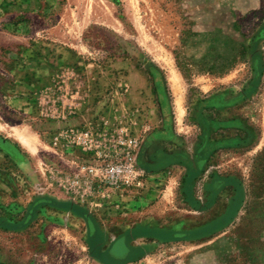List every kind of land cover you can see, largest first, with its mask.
I'll list each match as a JSON object with an SVG mask.
<instances>
[{"label":"rangeland","instance_id":"obj_1","mask_svg":"<svg viewBox=\"0 0 264 264\" xmlns=\"http://www.w3.org/2000/svg\"><path fill=\"white\" fill-rule=\"evenodd\" d=\"M263 31L264 0H2L0 264H104L122 235L125 264H264ZM105 123L142 141L141 183L81 203L58 172L89 157L60 145ZM37 198L98 234L46 204L28 219Z\"/></svg>","mask_w":264,"mask_h":264},{"label":"built area","instance_id":"obj_2","mask_svg":"<svg viewBox=\"0 0 264 264\" xmlns=\"http://www.w3.org/2000/svg\"><path fill=\"white\" fill-rule=\"evenodd\" d=\"M65 136L59 144L62 149H77L89 159L74 162L69 172H58L57 183L64 194L97 205L94 197L101 188L113 191L141 183L136 159L142 141L127 127L111 129L105 123L101 129L81 127Z\"/></svg>","mask_w":264,"mask_h":264},{"label":"trees","instance_id":"obj_3","mask_svg":"<svg viewBox=\"0 0 264 264\" xmlns=\"http://www.w3.org/2000/svg\"><path fill=\"white\" fill-rule=\"evenodd\" d=\"M113 2H115L116 4L118 3L119 0H112ZM264 38V31L261 32L260 34V38L259 40L263 39ZM252 58H253V64H254V69L256 71V76H260L259 75V58L257 57L256 54L252 55ZM207 131L205 130V128H203V137L205 139H207ZM10 141L8 139H4L2 137H0V147L5 150L3 148L4 147H7L10 145L9 144ZM12 151V150H11ZM13 152V151H12ZM13 154V153H12ZM176 161V160H174ZM202 159H198L196 158V163H197V167H201L202 165ZM222 181L221 180H216L215 183L212 184V189L213 190H217L216 188H218L220 186V183ZM39 204H46V205H49V206H54V207H57V208H60V209H68V210H72L74 211L75 213L79 214L80 216H82L84 218V220L86 221V224L89 228V235L90 237L92 236H95L98 234V229L94 223V221H92V218H90V214H88L87 212H84L82 210H78L76 209L75 207H73L72 204L70 203H66V202H59V201H56L52 198H37L35 201H34V204L32 206V208L30 209V212H29V215H28V219H31L32 215H33V208L35 206H38ZM128 249V253L125 257H120V256H113L110 252V249H107L106 251L102 252L101 254H99L97 256V258H99L100 261H102L104 264H116V263H120L121 264H125L129 261H131L132 259H134V256L138 254V249H130V248H127Z\"/></svg>","mask_w":264,"mask_h":264},{"label":"crops","instance_id":"obj_4","mask_svg":"<svg viewBox=\"0 0 264 264\" xmlns=\"http://www.w3.org/2000/svg\"><path fill=\"white\" fill-rule=\"evenodd\" d=\"M2 0H0V2H1ZM262 41H264V38L263 39H261ZM256 55H258L257 53H256ZM263 55V54H262ZM264 57V56H263ZM172 76L173 77H175L176 79H177V81L175 82V80H173L172 81V83H173V85H174V87L176 88V90L178 91L180 88H179V79H178V77H177V75L173 72L172 73ZM167 137V138H166ZM145 139H146V141H147V146L149 145L151 148H152V153L153 154H155V153H157V155H160V147H159V144H160V139H171V137H170V135L169 134H167V135H165V134H160V135H156V136H153L152 138H150V136H148L147 135V137H145ZM145 140H143V142H144ZM151 144V145H150ZM139 161V160H138ZM171 165V164H170ZM119 239H124V236L122 235V236H120L119 237ZM119 239H116L114 242H112V244H110V246H109V248H107V249H110V252H111V254L113 253V248H115V244L119 241ZM124 242H125V240H124ZM127 248H132V246H131V244L129 243V244H127V243H125L124 245H123V247H120L118 250H115L116 251V253H118V254H120V257H125L126 255H127V253H128V249ZM132 249H134V248H132ZM131 249V250H132ZM116 264H121V262L120 263H116Z\"/></svg>","mask_w":264,"mask_h":264},{"label":"water","instance_id":"obj_5","mask_svg":"<svg viewBox=\"0 0 264 264\" xmlns=\"http://www.w3.org/2000/svg\"><path fill=\"white\" fill-rule=\"evenodd\" d=\"M118 254V253H117ZM120 256V254H118Z\"/></svg>","mask_w":264,"mask_h":264}]
</instances>
